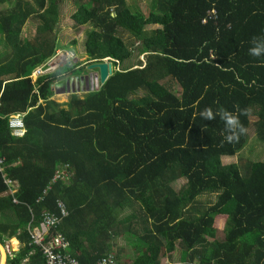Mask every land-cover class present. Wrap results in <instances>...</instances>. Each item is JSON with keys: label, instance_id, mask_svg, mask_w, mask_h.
I'll return each mask as SVG.
<instances>
[{"label": "trees", "instance_id": "obj_1", "mask_svg": "<svg viewBox=\"0 0 264 264\" xmlns=\"http://www.w3.org/2000/svg\"><path fill=\"white\" fill-rule=\"evenodd\" d=\"M64 1L14 0L0 11V39L11 49L0 59V158L18 184L17 203L0 196V243L20 244L6 264H43L26 227L56 212L58 200L68 211L58 230L80 264L111 253L119 237L134 249L124 264H161L177 249L170 264H264V161L222 160L240 152L250 130L264 141V55L249 54L264 37V0H149L146 13L127 0H79L71 18L85 27V62L32 83L57 50H71L51 36ZM30 21L36 36L25 42ZM105 59L114 69L98 90L52 99L83 64ZM208 107L246 110L238 115L247 132L226 142L219 116L200 117ZM12 114L24 115L22 138L10 134ZM6 189L0 174V195ZM204 196L214 200L202 204ZM219 215L229 228L209 241L203 231Z\"/></svg>", "mask_w": 264, "mask_h": 264}, {"label": "rangeland", "instance_id": "obj_2", "mask_svg": "<svg viewBox=\"0 0 264 264\" xmlns=\"http://www.w3.org/2000/svg\"><path fill=\"white\" fill-rule=\"evenodd\" d=\"M127 3L129 7L135 6L137 9H139L142 13H146L147 10V5L149 3V0H127ZM14 5V0H7V2L0 4V11L1 10H6L8 8H11ZM80 5L79 0H65L63 4L59 8V13L57 17V22L55 25V28L53 29L51 36L55 37V40L59 45L66 46L68 49L73 50L75 54V59H74V64L78 62H85V55L83 53V43L85 41V27L81 26L78 29H75L73 27L74 22L72 21V15L75 13L77 10V7ZM158 26H149L148 29H156ZM35 23L32 21L26 23L22 29L20 38L23 41H29L33 42V39L35 38ZM72 41H76V45H71ZM10 48L9 46L0 39V59L5 60L9 55H10ZM14 54L18 55H23L24 51L20 46H17L16 49L14 50ZM139 60H144L142 55L138 56ZM65 64V63H64ZM72 64V63H71ZM85 66V67H84ZM88 65L83 64V74H81V77H87L90 74H96L95 70H89ZM112 69H114V66L112 65ZM78 77V76H74ZM74 77H70L72 79H75ZM67 78V77H66ZM67 78L65 81L69 82V79ZM59 83L60 89L58 90L57 93H55L52 96V99L56 101L57 103L64 104L68 102L70 95L76 94L78 96H81L85 91H67L64 92V82ZM162 83H167L169 87H171L173 90L176 88L173 86V82L170 81L168 78L162 81ZM63 85V86H62ZM77 90V89H76ZM86 90V89H85ZM252 121H255L254 117H251ZM240 157L244 160H249V161H264V141H259L255 137V134L253 130L249 131V137L248 140L246 141L245 145L243 148L240 150V152L231 158H223V164L228 165L231 163H236L237 158ZM185 180L180 179L177 182L172 184V187L178 191L184 184ZM199 202L202 204H206V202H210V200H214L213 196H204L198 199ZM129 211H126V214ZM229 228V221L228 218L224 215H219L215 218L213 226L211 229H205L203 231V235L205 238L209 241H212L214 239H222L225 232ZM129 241L131 239L129 237H119L116 241V248L113 249L111 252L113 255L116 256L117 264H124V263H129L130 260L134 256V249L131 244H129ZM13 241L7 240L5 241L4 245L8 246L11 245L13 251H18L20 245L18 247L13 246ZM172 255V256H171ZM168 256H163L161 258V264H170L171 261L177 262L178 263V257H179V250L177 249L174 253ZM169 256H171L169 258ZM4 252L0 249V264H4Z\"/></svg>", "mask_w": 264, "mask_h": 264}, {"label": "built area", "instance_id": "obj_3", "mask_svg": "<svg viewBox=\"0 0 264 264\" xmlns=\"http://www.w3.org/2000/svg\"><path fill=\"white\" fill-rule=\"evenodd\" d=\"M75 54L71 50H57L40 67L36 68L29 77L34 83L38 76L53 72L63 65H70L74 62ZM65 63V64H64ZM8 128L10 134L14 138H22L26 134L23 114H12L8 117ZM0 174L3 183L7 187L6 194L12 197V201L17 203L14 195L17 193V184L7 177L5 167L3 165V158H0ZM59 177L58 174L54 176L52 182ZM49 187L43 191V195L48 192ZM42 200V197L38 201ZM56 212H43L41 220L36 222L31 216V220L27 224L26 230L29 235V245L37 248L43 256V264H80V262L70 254L68 251L69 244L66 238L58 230L59 225L68 215L65 204L58 200L56 202ZM8 256H12L14 252L12 246L4 245ZM34 252L31 251L30 254ZM26 262V260H24ZM92 264H115V257L112 253L107 254L105 257L98 259Z\"/></svg>", "mask_w": 264, "mask_h": 264}, {"label": "clouds", "instance_id": "obj_4", "mask_svg": "<svg viewBox=\"0 0 264 264\" xmlns=\"http://www.w3.org/2000/svg\"><path fill=\"white\" fill-rule=\"evenodd\" d=\"M252 44L254 46L249 49V54L251 56L259 58L264 55V37H254L252 40ZM245 112L246 110L242 111L239 108H237L235 112H229L221 108L218 109L214 114L213 110L208 107L201 111L199 115L204 120H213L216 118V116H219L225 125L224 132L222 133L224 135V140L228 143H233L238 142L240 136L244 135L247 132V129L240 122L238 115V113L244 114Z\"/></svg>", "mask_w": 264, "mask_h": 264}, {"label": "water", "instance_id": "obj_5", "mask_svg": "<svg viewBox=\"0 0 264 264\" xmlns=\"http://www.w3.org/2000/svg\"><path fill=\"white\" fill-rule=\"evenodd\" d=\"M89 70H95L96 74H90L87 77H84L82 79L81 77H76L75 79L70 78L69 82L73 84L78 82V83H84V86L86 91L89 90H98L99 86L102 85L107 78L112 74V64L109 62V59H105L103 62H93L90 65L87 66ZM68 84V81H65V85ZM77 91L79 89L77 88ZM74 92V90L72 91ZM0 249L4 252V264H6V260L8 257L7 251L4 248V246L0 243Z\"/></svg>", "mask_w": 264, "mask_h": 264}, {"label": "crops", "instance_id": "obj_6", "mask_svg": "<svg viewBox=\"0 0 264 264\" xmlns=\"http://www.w3.org/2000/svg\"><path fill=\"white\" fill-rule=\"evenodd\" d=\"M73 77H74V75H73ZM74 78H76V77H74ZM75 88V87H74ZM80 89V88H85V87H83V85H79V83H77L76 84V88L75 89ZM74 90V89H73ZM55 93H57V92H55ZM16 189L18 190V184H17V187H16ZM6 192V190L0 195V196H10V195H8V194H6L5 193ZM0 219H1V216H0ZM10 240V239H9ZM12 241H13V246L16 248V247H18V245L17 244H19V242L15 239V238H12L11 239ZM7 241V240H6ZM20 245V244H19ZM20 248V247H19ZM6 262H7V260H6Z\"/></svg>", "mask_w": 264, "mask_h": 264}, {"label": "flooded vegetation", "instance_id": "obj_7", "mask_svg": "<svg viewBox=\"0 0 264 264\" xmlns=\"http://www.w3.org/2000/svg\"><path fill=\"white\" fill-rule=\"evenodd\" d=\"M78 77H81V75H79ZM82 79H84V78H82ZM77 83L78 82L74 83V87L75 88H76V84ZM63 84H64V89L65 90H67V91H73V89H74V91H76V89L73 87V84L72 83H68L67 85H65V82H64ZM79 85H83V87H86V86H84V83L83 82L82 83H79Z\"/></svg>", "mask_w": 264, "mask_h": 264}]
</instances>
